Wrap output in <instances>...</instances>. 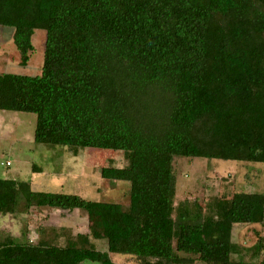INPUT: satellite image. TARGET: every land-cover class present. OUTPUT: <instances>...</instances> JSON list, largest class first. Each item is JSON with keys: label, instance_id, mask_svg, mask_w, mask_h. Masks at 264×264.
Wrapping results in <instances>:
<instances>
[{"label": "trees", "instance_id": "16d2710c", "mask_svg": "<svg viewBox=\"0 0 264 264\" xmlns=\"http://www.w3.org/2000/svg\"><path fill=\"white\" fill-rule=\"evenodd\" d=\"M0 27L12 29L22 66L44 31L39 74L0 73V111L33 113L35 143L130 153L129 167L99 172L129 182L127 207L0 178L2 215L21 198L92 219L63 242L41 226L34 242L28 229L0 236V264H116L110 253L137 264H264L261 236L254 258L232 257L234 225L264 223V192L174 204L173 164H264V0H0Z\"/></svg>", "mask_w": 264, "mask_h": 264}, {"label": "rangeland", "instance_id": "374dc122", "mask_svg": "<svg viewBox=\"0 0 264 264\" xmlns=\"http://www.w3.org/2000/svg\"><path fill=\"white\" fill-rule=\"evenodd\" d=\"M11 35L12 29L0 27V73L39 74L44 31L36 30L34 33L35 50L25 66L13 59L15 49ZM35 121V115L30 112L0 111V178L29 181L34 191L75 194L86 200L128 206L129 182L107 180L99 173L102 166L129 167L128 151L35 143ZM173 164L176 174L174 204L184 198L207 199L217 193L264 192L262 163L176 156ZM33 166H39L40 170H35ZM91 224L92 219L84 210L48 206L27 208L24 200L18 198L13 213L0 214V236L8 234L21 240L22 232L28 229L27 238L34 242L40 237L37 230L41 226L46 229L45 237L51 236L52 228H55L60 242H63L76 232H88ZM258 236L264 241V223L234 225L232 251L234 248L239 251L233 252L232 257H253ZM89 246L100 251L107 250L104 239L91 237ZM110 258L116 264H137L127 254L110 253ZM83 264L100 263L84 260Z\"/></svg>", "mask_w": 264, "mask_h": 264}, {"label": "built area", "instance_id": "2783aa9c", "mask_svg": "<svg viewBox=\"0 0 264 264\" xmlns=\"http://www.w3.org/2000/svg\"><path fill=\"white\" fill-rule=\"evenodd\" d=\"M7 164H8V162H7Z\"/></svg>", "mask_w": 264, "mask_h": 264}]
</instances>
